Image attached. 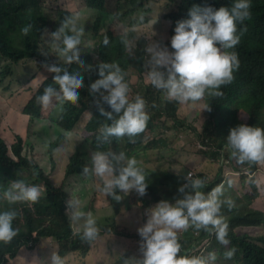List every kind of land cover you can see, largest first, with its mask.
I'll return each instance as SVG.
<instances>
[{
  "label": "trees",
  "instance_id": "trees-1",
  "mask_svg": "<svg viewBox=\"0 0 264 264\" xmlns=\"http://www.w3.org/2000/svg\"><path fill=\"white\" fill-rule=\"evenodd\" d=\"M116 13L109 14L112 0H0V60L9 65L5 68L8 73H0V82L12 78L15 85L28 97L23 105L11 94L0 92V169L11 175V181L23 180L25 183L44 186V195L35 203L17 202L9 205L0 200V210L14 208L18 212L13 226L18 229L17 236L9 243H0V264H11V260L22 252H34L44 240H51L57 245L59 255L65 258V264H101L105 254L111 252L115 244L113 240L99 243L101 238L93 242L81 239L80 224L70 219L68 211L69 193L65 190V182L58 187L45 168L49 159L55 166L58 159L64 158L63 181L77 178L85 184L88 179L98 185V179L91 174H84L83 168L90 166V156L94 151L112 152L113 148L124 146L126 157L140 159V154L155 149L156 145L163 146L161 152L171 155L173 152L161 140L160 131L172 130L176 133L192 132V147L197 145L199 150L207 153L206 165L210 161L222 162L210 185L205 184L204 192L222 185L221 199H231L234 206H222L221 215L228 224V246L221 244L214 233L189 228L181 233V254L203 255L205 252L214 253L218 258L210 264H264V233L251 237L248 230L264 229V213L254 207L260 197L258 181L264 183V162H246L238 164L229 155L226 148V138L229 130L239 124L264 128V0H251V18L243 25H238L240 41L234 50L238 54L239 68L234 72L233 81L222 86L220 97L205 95L195 104L168 101L161 90L155 89L146 79L147 57L144 47L148 42L141 38L135 41L137 50L134 55L127 51L125 41L132 38V33L115 36L112 32L101 33L112 17L117 16L121 21L132 14L136 8L144 7L146 0H115ZM163 9L166 12L162 18L166 20L168 29L164 40H159L162 46L170 47L171 37L177 21L188 18L193 6L231 7L232 0H165ZM167 5V6H166ZM67 16L78 17L79 26L84 28L81 43V56L84 61L73 62L69 72L80 69L84 77V87L78 89L80 97L77 102L69 100L64 105L44 109L36 102V97L42 94L44 87L53 83V75L43 67L44 64L63 62L55 57L43 35L55 31L61 21ZM31 29L27 35L21 29L27 25ZM105 37L108 44H104ZM128 43V41H127ZM47 55H46V54ZM22 61H36L35 75L29 85L20 87L21 79L17 78L16 66ZM100 62H116L126 73L130 86V98L141 95L147 102L150 119L144 132L130 142L128 137H111L101 142L98 137L101 129L110 124L106 117L100 114L95 99L90 93L89 85L98 79V64ZM134 73V77L128 75ZM34 86V87H33ZM110 111L107 105H103ZM203 110L200 111V108ZM210 107L209 110H205ZM197 108V114L191 121L184 109ZM15 118V119H14ZM14 121L12 122V120ZM84 119L85 122L83 121ZM43 121L42 132L31 136V125ZM29 127L27 131L17 129L18 126ZM158 140V142H156ZM45 143V152L39 154L41 147L37 143ZM63 145V151L56 149ZM206 148L203 150L202 146ZM120 153V152H114ZM148 185L146 192L140 196L135 191L121 193L122 203L112 198V214L106 219L104 226L97 216L98 211H104V205L98 196L87 193L86 207L80 203L84 211H91L100 227V235L108 236L109 232L118 238L140 242L138 234L134 233L136 220L140 227L145 223L146 209L155 206L161 200L173 202L177 192L179 179L185 183L184 176L174 172L154 171L141 166ZM226 168L231 173H226ZM180 171V169H179ZM193 177L205 176L198 172ZM263 177V179H261ZM86 178V179H83ZM238 179L234 185L233 180ZM240 186H236L239 185ZM259 184V185H260ZM98 191V187H95ZM104 194L103 192H101ZM120 194V193H119ZM81 202L83 192H79ZM182 196V195H181ZM178 195V198H181ZM177 198V199H178ZM119 217V223L116 218ZM136 218V220H135ZM105 237V236H104ZM253 239V240H251ZM235 248L231 259L225 257L228 249ZM142 257H133L132 253L123 251L120 264L125 261H135Z\"/></svg>",
  "mask_w": 264,
  "mask_h": 264
},
{
  "label": "clouds",
  "instance_id": "clouds-1",
  "mask_svg": "<svg viewBox=\"0 0 264 264\" xmlns=\"http://www.w3.org/2000/svg\"><path fill=\"white\" fill-rule=\"evenodd\" d=\"M251 0H232L231 7L193 6L188 18L177 21L170 47L162 46L151 40L145 46L147 54L145 76L157 90H161L168 101L195 104L205 95L220 97L221 88L230 84L234 72L239 68V58L234 50L240 41L238 25L251 18ZM27 25L21 29L27 35L31 29ZM84 28L79 26L78 17H65L53 32H44L47 43L55 57L63 62L44 64L48 73L54 74L52 84L44 87L36 102L44 109L64 105L69 100L77 102L78 89L84 87L80 69L69 72L73 62L84 63L81 56V43ZM104 44H108L105 37ZM127 44V41H125ZM46 54V53H45ZM47 55V54H46ZM98 79L89 85L90 93L101 115L111 121L101 129L98 139L101 142L109 138L135 137L144 132L150 116L147 102L139 94L130 98V86L126 73L116 62H100ZM107 105L110 111H106ZM205 110L210 111V107ZM229 155L238 164L246 162H264V128L239 124L229 130L226 138ZM56 151H63V145ZM84 174L98 179L100 191L115 201L122 199L119 193L135 191L140 196L146 192L145 174L135 157H126L123 152L94 151L90 156V166L83 168ZM185 183L179 188L181 198L174 202L161 200L155 206L146 209L145 223L137 229L140 237L142 258L125 261V264H210L215 260L214 253L209 256L181 254L180 235L189 228L214 233L216 239L228 246V224L221 215L222 206H234V201L221 199L223 186L218 185L208 192L205 180L184 176ZM44 195V186L25 183L23 180L11 181L8 188L0 193V200L9 205L17 202H37ZM70 219L80 224L81 239L85 242L96 241L100 234L97 219L91 211H84L80 201L69 200ZM18 212L14 208L0 210V243L11 242L18 234L13 226ZM106 236V235H105ZM235 248L228 249L225 257L231 259ZM47 264H65L58 252L52 251Z\"/></svg>",
  "mask_w": 264,
  "mask_h": 264
},
{
  "label": "rangeland",
  "instance_id": "rangeland-1",
  "mask_svg": "<svg viewBox=\"0 0 264 264\" xmlns=\"http://www.w3.org/2000/svg\"><path fill=\"white\" fill-rule=\"evenodd\" d=\"M165 0H146L144 7L136 8L134 12L128 15L124 21H121L117 16H113L111 23L107 25V27L101 30V33L112 32L115 36H122L126 33H132V38L127 40V51L131 55H134L137 50V45L135 41L143 38L148 44L151 40L159 42V40H164L166 37V32L168 29V24L165 19L162 18L163 14L166 12V8L163 9L165 5ZM167 6V5H166ZM116 13V1L112 0V8L109 14L115 15ZM144 55L147 57L145 53L144 47ZM36 61H22L18 66H16L17 78L21 79L18 82L20 87L29 85L30 81L34 79L35 75H33L34 70H36ZM9 64L7 62H3L0 60V73H8V70L5 68ZM128 75L134 77V73L128 72ZM34 87V86H33ZM0 92L3 95L11 94L14 98L20 101V104L23 105V102L28 101L34 92L30 93L28 97H23L22 92L18 86L15 85V81L12 78H8L7 80L0 82ZM203 110V107L200 108V111ZM183 113L188 115L185 117L186 121H191L193 117L197 114V108L184 109ZM264 113V108H263ZM15 119V118H14ZM12 120V122L14 121ZM86 119L83 121L85 122ZM46 122L39 121L33 125H31V136L29 139L34 140V133L42 132V124ZM17 129L21 131L29 130L28 126L20 125ZM161 140L166 142V147H168L173 154L165 155L161 152V148L163 146L156 145L155 149H148L147 152L140 154L138 161L140 162V166H144L149 168L150 170H158L164 172H174L176 174H180L183 171H188V173H193L194 175L198 172H201L205 176V184L210 185L216 175V172L219 167L222 166V162L218 164V161H210V165H214L210 167L206 165L208 155L204 153V151L199 150L198 146L195 145L192 147L191 140L195 135L192 132H181L176 133L172 130H164L160 131ZM158 142V140H156ZM41 142L37 143L40 145ZM45 143L41 144V147L38 149L39 154L44 153L46 150L43 148ZM202 146V145H201ZM203 150H206L202 146ZM124 146L113 148L112 152H123ZM64 158L58 159V164L53 166L49 159L45 164V168L47 172L50 174V177L53 179L55 184L58 187H61V184L65 182V190L69 193V196L73 200H78L80 197L79 192H83V197L80 203L86 207L87 201V193L89 195L98 196V199L107 206L104 211H98V217L101 219L104 226L108 225L106 219L112 214V197L107 194H102L95 182H91L86 178V183H79L77 178L72 180L63 181V167ZM180 169V171H179ZM226 173H231L229 168H226ZM11 179V175H8L7 172L0 169V193L6 188L9 187V182ZM263 179V177L261 178ZM238 182V179L233 180V184L235 185ZM261 182V181H260ZM258 181L260 197L255 203L254 207L259 209L262 213H264V183L260 184ZM178 186L176 188L177 192L173 198V202L178 198V195L182 194L178 192V188L184 183L182 182V178L177 182ZM260 184V185H259ZM236 186H240L236 185ZM95 187H98V191L95 190ZM121 195V193H120ZM123 199V197H122ZM122 199L119 203H122ZM136 220V218H135ZM116 223H119V217L116 218ZM140 227L138 221L136 220L134 233H137V229ZM264 227V226H263ZM109 232L108 236H105V233L98 237L101 238L99 243L103 244L105 241L113 240L115 244L112 246V251L105 254V258L103 259L101 264H120L118 261L123 257V251H128L132 253L133 257H142L140 252L139 244L140 242L136 240L129 239H120L116 235L111 234ZM249 236L254 237L258 235L257 233H264V229H250L247 232ZM105 236V237H104ZM181 238V235H180ZM253 240V239H251ZM52 251H57V245L54 244L51 240H44L39 245L38 249L34 252H23L11 260V264H47V260L49 259ZM204 256H209L208 252L204 253ZM216 259L218 258L215 256ZM70 259L67 255L65 258ZM216 259L213 261L216 263ZM226 264H233L232 262H227Z\"/></svg>",
  "mask_w": 264,
  "mask_h": 264
}]
</instances>
